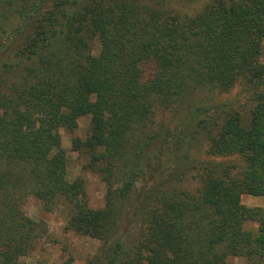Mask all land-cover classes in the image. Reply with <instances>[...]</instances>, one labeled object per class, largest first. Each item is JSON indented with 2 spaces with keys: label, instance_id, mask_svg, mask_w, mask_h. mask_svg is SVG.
I'll use <instances>...</instances> for the list:
<instances>
[{
  "label": "trees",
  "instance_id": "1",
  "mask_svg": "<svg viewBox=\"0 0 264 264\" xmlns=\"http://www.w3.org/2000/svg\"><path fill=\"white\" fill-rule=\"evenodd\" d=\"M156 1L0 0V264H20L38 233L16 194L48 209L62 198L65 228L102 243L87 264H264V205L241 201L264 196V0H211L194 15ZM239 82L248 115L193 101ZM179 112L181 128L165 129L161 116ZM82 116L89 132L72 146L106 184L100 208L67 179L59 130ZM190 171L195 185H177Z\"/></svg>",
  "mask_w": 264,
  "mask_h": 264
},
{
  "label": "rangeland",
  "instance_id": "2",
  "mask_svg": "<svg viewBox=\"0 0 264 264\" xmlns=\"http://www.w3.org/2000/svg\"><path fill=\"white\" fill-rule=\"evenodd\" d=\"M211 0H166L163 7L177 12L179 15H194L201 11L206 3ZM151 3L156 4V0H150ZM91 50L93 54L99 51V43L97 40L91 42ZM264 61V41L262 43V53L260 57ZM153 71L152 65L146 66V74ZM243 83L237 84L231 91L226 93H218L214 88L202 87L194 93L193 101L196 104L204 107H209L211 111H216V107L223 103L231 104L235 109L240 110L241 113L248 115L250 101H248L247 94L251 93L252 89L245 87ZM248 100H247V99ZM183 112L177 114L171 121L168 118L170 113L162 115L163 127L170 129L171 132L180 127L177 121L181 118ZM89 116H82L78 118L77 125L73 129L65 127L60 128L61 146L66 150L67 157V179H82L85 188V200L87 205L91 208H100L104 206L106 195V184L101 180L98 174L87 168V155L84 152L73 149L72 140L75 137L84 138L89 132ZM166 124V125H165ZM191 132V127H187ZM186 130V129H184ZM202 135V134H201ZM187 139V137H186ZM170 142L166 148L173 144V138L169 136ZM160 141V140H159ZM203 138L197 134L195 140L191 142L190 156L195 158L196 155L204 156V149L206 144H202ZM197 158V157H196ZM226 162H232L237 166L243 163V160L238 156L228 157ZM218 160H221L217 158ZM226 159V158H225ZM191 171L185 173L184 181L177 183L183 186V183L194 186L195 180H190ZM15 200L18 202L22 216L28 218L36 223L38 233L34 240V244L27 253L19 256L20 264H87L89 260L95 257L101 247V241L92 237L81 235L65 228V223L68 217L69 205L64 200L58 199L48 209L47 205L32 196V195H15ZM241 201L248 207L263 206L264 196H253L243 194ZM19 219V217H18ZM245 226L255 231L257 224L255 222L247 221ZM132 228V227H131ZM133 229V228H132ZM134 232V230L129 229ZM246 260L243 257L229 256L223 264H245Z\"/></svg>",
  "mask_w": 264,
  "mask_h": 264
}]
</instances>
